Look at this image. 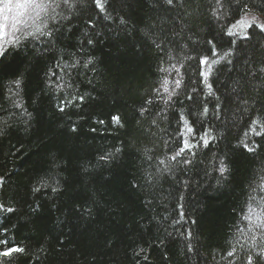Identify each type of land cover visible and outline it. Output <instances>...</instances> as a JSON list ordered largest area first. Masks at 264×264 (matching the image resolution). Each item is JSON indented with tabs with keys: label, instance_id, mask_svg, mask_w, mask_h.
I'll list each match as a JSON object with an SVG mask.
<instances>
[{
	"label": "trees",
	"instance_id": "1",
	"mask_svg": "<svg viewBox=\"0 0 264 264\" xmlns=\"http://www.w3.org/2000/svg\"><path fill=\"white\" fill-rule=\"evenodd\" d=\"M7 2L0 264H264V0Z\"/></svg>",
	"mask_w": 264,
	"mask_h": 264
},
{
	"label": "snow or ice",
	"instance_id": "2",
	"mask_svg": "<svg viewBox=\"0 0 264 264\" xmlns=\"http://www.w3.org/2000/svg\"><path fill=\"white\" fill-rule=\"evenodd\" d=\"M62 2L64 4H68L69 0H62ZM167 2L169 4H172L173 0H167ZM11 3H12V0H8L7 4H5V8L8 9V10H11V8L9 7L11 5ZM60 3H61V0H23V2L16 3L15 7L18 8V9H22V10H26V9H29V8L34 9V10L35 9H39L41 12H44L45 14H47L49 11L55 12V8L59 7ZM96 3H97L98 7H102V5L100 3V0H96ZM38 15H39V13H38ZM253 21L255 22V18H253ZM258 26L260 27L261 31H264V24H260ZM38 31H39V29H38ZM2 54H3V52L0 51V55H2ZM16 83H17V86H18L19 85V81H17ZM178 83L179 82H177V84ZM165 91H167V88H165ZM80 99L83 100V97H80ZM148 103H152V101H148ZM60 110L63 111L64 109L61 108ZM113 120L116 123H119V117L118 116H114ZM101 123H102V121H101ZM73 130H75V129H73ZM249 150H251V149H249ZM222 171H223V169H222ZM0 207H2V206H0ZM8 211H12V209L9 208ZM23 251H24V249H22V248H13V249H10L9 251L0 253V255L8 256L12 252H23ZM227 255L229 257L233 256L234 255V251H229L227 253ZM257 255H259L262 258H264V251L258 253ZM144 259L147 260L148 257L145 256ZM248 264H252V258L251 257H249V259H248Z\"/></svg>",
	"mask_w": 264,
	"mask_h": 264
},
{
	"label": "rangeland",
	"instance_id": "3",
	"mask_svg": "<svg viewBox=\"0 0 264 264\" xmlns=\"http://www.w3.org/2000/svg\"><path fill=\"white\" fill-rule=\"evenodd\" d=\"M36 10H38V9H36ZM34 14L35 13H32V15H28V16H30V19L32 16H34ZM253 18H255V22L253 21ZM260 24H264V17L248 12V13L244 14L242 17H240L235 24H233L231 30H232V33L234 35L242 36L246 33V31L250 27H257L260 30V27L258 26ZM262 32H264V31H262Z\"/></svg>",
	"mask_w": 264,
	"mask_h": 264
}]
</instances>
